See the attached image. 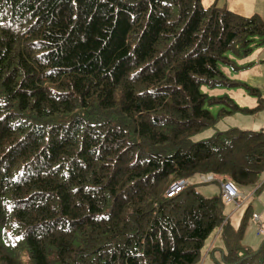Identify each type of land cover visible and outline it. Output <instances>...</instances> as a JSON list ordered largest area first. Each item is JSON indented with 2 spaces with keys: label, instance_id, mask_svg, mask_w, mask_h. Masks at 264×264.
Listing matches in <instances>:
<instances>
[{
  "label": "trees",
  "instance_id": "16d2710c",
  "mask_svg": "<svg viewBox=\"0 0 264 264\" xmlns=\"http://www.w3.org/2000/svg\"><path fill=\"white\" fill-rule=\"evenodd\" d=\"M253 45L262 19L217 2L0 0V264H199L215 235L216 264H264V238L241 245L250 208L217 234L221 192L191 181L264 174V132L192 140L263 108L201 90L238 86L218 64Z\"/></svg>",
  "mask_w": 264,
  "mask_h": 264
},
{
  "label": "rangeland",
  "instance_id": "374dc122",
  "mask_svg": "<svg viewBox=\"0 0 264 264\" xmlns=\"http://www.w3.org/2000/svg\"><path fill=\"white\" fill-rule=\"evenodd\" d=\"M217 2L218 5L225 4L226 7L236 13L242 14L244 16H250L252 14H257L262 21L264 22V0H203V5L207 6ZM264 50V47L252 46V52L250 55H232L231 53L226 54L227 57L233 62L237 67L234 69L233 66L218 64V68L224 74L226 78L230 81L239 84L238 86L228 87V86H218V87H208L202 86L201 90L203 93L211 97L217 96H227L233 103L238 107L243 105L245 107L250 106L253 102L256 103V98L249 93V88H254L253 81L259 83L264 80L259 78L260 71L258 64L257 55ZM255 69V71H253ZM255 74V75H254ZM253 77V78H252ZM251 79L253 81H251ZM246 86V87H245ZM252 86V87H251ZM261 90V85H258ZM248 87V88H247ZM241 108V107H240ZM220 109L219 106L211 107V113L213 115L217 114V111ZM257 126H263L264 128V109L258 110L257 112L246 114L242 112H233L232 114L221 118L218 123L213 127L209 128L199 134H196L192 137L193 141L202 140L210 137L214 132L223 130L225 128H238L242 130H257ZM264 132V129H262ZM199 177H193L192 182L196 185V189L203 196H213L217 195L220 192L219 180L216 179L213 183L207 184H196ZM260 181L254 185V187H249V193L241 194L236 198V202L223 207V213L225 215V220H228V225L236 229L243 217L244 212L247 207L250 205L254 207L255 201L258 197L264 192V174L261 175ZM255 188V189H254ZM239 204V205H238ZM261 204V203H260ZM264 207V204L262 205ZM256 209V208H255ZM263 219V220H262ZM261 219L262 226L264 228V218ZM257 225L252 218L248 219L247 225L245 226V231L241 245L255 251L260 242L264 238V234H257ZM215 235V234H214ZM214 238V240H213ZM210 243H213V246L207 251L200 259L199 264H216L215 260L219 258L218 248L221 247V237L213 236ZM209 241V240H208ZM209 243V242H208ZM207 243V247L208 244ZM250 245V246H247ZM210 246V245H209ZM206 247V249H207ZM211 252V253H210ZM213 252V253H212Z\"/></svg>",
  "mask_w": 264,
  "mask_h": 264
},
{
  "label": "crops",
  "instance_id": "0c3cea01",
  "mask_svg": "<svg viewBox=\"0 0 264 264\" xmlns=\"http://www.w3.org/2000/svg\"><path fill=\"white\" fill-rule=\"evenodd\" d=\"M261 47H264V45L263 46H261ZM257 59H258V64H260V67H259V71H260V76H259V78L261 79V80H264V50H262L260 53H259V55H257ZM253 71H255V69H253ZM255 75V74H254ZM253 78V77H252ZM251 81H253L252 79H251ZM253 85H255V86H253L254 87V89H256L257 90V92H258V96H254L255 98H256V103H252L250 106H248V107H245V106H243V105H239V107H241V108H247V109H250V108H253V107H255V106H257L258 105V102L260 101V99L263 101L262 103H263V108L262 109H264V81H262V82H259V83H257V82H255V81H253ZM258 85H261V90H260V87L258 86ZM252 87V86H251ZM260 97V98H259ZM258 99H259V101H258ZM261 109V110H262ZM263 127V126H262ZM261 126H257L256 127V129L257 130H254V131H261V132H263L262 131V129H264V128H262ZM231 128V127H230ZM225 129H227V128H225ZM225 129H223V130H225ZM240 130H242V129H240ZM245 130V129H244ZM220 189H221V187H220ZM240 189V192H241V194H246V193H249V187H240L239 188ZM255 189V188H254ZM240 195V194H239ZM232 203H234V202H232ZM232 203H230V204H232ZM263 205L264 204V192L258 197V199L255 201V203H254V207H252V206H248L250 209V212H251V218L253 217V215H258V218H259V223H260V225H261V227H262V229L264 230V228H263V226H262V223H261V219L262 218H264V207H262L261 206V204ZM230 204H227V205H224V207L225 206H228V205H230ZM256 208V209H255ZM263 220V219H262ZM254 221V220H253ZM255 223H256V221H254ZM256 225H257V223H256ZM257 228V227H256ZM214 240V239H213ZM213 242V241H212ZM210 243L208 246H209V248H208V250L213 246V243ZM247 246H250V245H247ZM207 253V252H206ZM205 256V255H204Z\"/></svg>",
  "mask_w": 264,
  "mask_h": 264
},
{
  "label": "built area",
  "instance_id": "2783aa9c",
  "mask_svg": "<svg viewBox=\"0 0 264 264\" xmlns=\"http://www.w3.org/2000/svg\"><path fill=\"white\" fill-rule=\"evenodd\" d=\"M202 179L208 183L214 182L216 179L219 180V185L221 187V198L224 205L230 204L232 202H236V198L239 196L238 190L233 186V184L229 180H221L218 177H215L213 175H208L206 177H202ZM189 184L188 181L182 180L174 185H172L167 191L166 196L168 198H171L175 196L177 193H179L182 189L185 188ZM239 205V204H238ZM252 219L256 221L257 223V234L261 235L264 234V230L262 229L258 215H253ZM225 224V220L220 225L217 234L220 233L222 230V227Z\"/></svg>",
  "mask_w": 264,
  "mask_h": 264
}]
</instances>
